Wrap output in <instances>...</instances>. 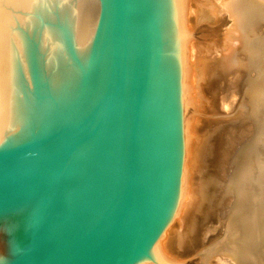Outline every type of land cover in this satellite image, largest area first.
<instances>
[{"label": "water", "instance_id": "1", "mask_svg": "<svg viewBox=\"0 0 264 264\" xmlns=\"http://www.w3.org/2000/svg\"><path fill=\"white\" fill-rule=\"evenodd\" d=\"M181 0H0V264L171 263Z\"/></svg>", "mask_w": 264, "mask_h": 264}, {"label": "rangeland", "instance_id": "2", "mask_svg": "<svg viewBox=\"0 0 264 264\" xmlns=\"http://www.w3.org/2000/svg\"><path fill=\"white\" fill-rule=\"evenodd\" d=\"M188 2L214 13L209 21L191 23L190 29V45L205 61V95L214 96L231 65H245L242 91L233 106L199 116V191L190 217L172 235L175 251L168 256L171 263L201 264L199 253L222 236L226 223L231 235L214 264H264V0ZM204 228L209 232L203 241Z\"/></svg>", "mask_w": 264, "mask_h": 264}, {"label": "bare ground", "instance_id": "3", "mask_svg": "<svg viewBox=\"0 0 264 264\" xmlns=\"http://www.w3.org/2000/svg\"><path fill=\"white\" fill-rule=\"evenodd\" d=\"M188 1L189 0H181V10H182L183 30L187 34H190L191 23L195 21L198 22L209 21L213 17L214 13L213 10L204 7H200V8L195 7L194 5H191L192 2L190 3ZM189 16H190V21L188 20ZM244 65L245 64L243 62L237 63L236 65H231L230 69L226 71V73L222 74L223 78L220 79L217 82L216 87H214L213 89L214 92L212 93V95L214 96L209 98L207 97V95H205L206 94L205 86L203 84L205 80V61L203 57H201L196 51H193V46L191 47L190 45V37L187 40L185 65H184V77H183L185 108H184V136H183V181H182L181 196L172 213L170 222L166 225V227L154 240L160 256L167 261L171 262V260L169 259L171 257H169L168 254L172 251H175L174 247H172L173 244H171L172 235L174 231H176V229L181 228L185 224L187 219L190 217L199 191L197 185L198 180L196 178L197 176L196 165L198 163V154H199V148L201 142L200 129L202 127V121L199 119V116L202 112L213 113L217 111L219 107L224 110H229L233 106V103L236 101L235 100L236 97H238L239 91L240 93L242 91V86H243L242 69L244 68ZM222 138L227 139L228 137L227 138L222 137ZM222 138L220 139L222 140ZM225 139H223L224 143H226ZM220 148L221 147H219V149L217 150H219L218 152L222 153ZM217 161H219L220 163V160ZM221 162L222 163H220V165L225 163V162L223 163V161ZM220 165L218 164L217 166ZM222 167H225V165ZM222 225H223L221 232L222 236L212 245L205 247L199 253L201 264H214L213 261L215 260L213 259L214 256L218 254L220 251H223V247L226 246L232 230L229 224L224 223ZM208 230L209 229L205 230L204 228V231L202 230L203 233L200 234L203 238V241L206 238V233ZM207 235H209V233ZM232 252L233 250L231 249H229L227 252L228 255H230V257L231 255H233ZM145 263L156 264L152 261H144L139 264H145Z\"/></svg>", "mask_w": 264, "mask_h": 264}]
</instances>
